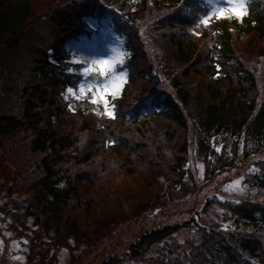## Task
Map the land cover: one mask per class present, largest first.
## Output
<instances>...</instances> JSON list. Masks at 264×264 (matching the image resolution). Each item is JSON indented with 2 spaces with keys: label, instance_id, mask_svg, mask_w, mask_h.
<instances>
[{
  "label": "trees",
  "instance_id": "1",
  "mask_svg": "<svg viewBox=\"0 0 264 264\" xmlns=\"http://www.w3.org/2000/svg\"><path fill=\"white\" fill-rule=\"evenodd\" d=\"M102 1L131 9L127 19L116 20L124 47L132 55L127 62L130 76L126 93L137 79L145 85L142 97L166 89L156 118L171 123L156 136L155 128L135 133L125 128L134 118L122 101L116 103L114 121L96 123L89 115L69 114L52 97L55 88L72 84V80L52 76L44 50H60L56 48L58 31L50 26L59 20L63 28L60 36L71 35L77 31L73 25L76 17L85 10H97ZM102 1H93L90 8L81 5V0H55L56 16L42 26L34 22L43 20L34 10L36 0H0V61L7 71L2 77L8 79L3 94L11 96L10 103L5 99L0 105V145L15 139L17 175L15 202L6 206L15 209V218L22 215L20 227L36 234L30 243L32 255L36 251L30 258L32 264H55L56 253L62 248L86 256L108 238L113 241L120 237L123 226L143 221L145 216L154 219L160 206L187 200L186 196L197 191L187 166L191 151L204 165L206 180L219 170H233L241 144L246 154L251 152L247 158L264 155V0H247L248 14L240 22L232 21L237 36L228 21L211 28L209 40L214 42L208 57L212 66L204 68L205 76L199 69L195 76L191 72L199 67L204 41L173 34L172 20L162 24L163 18L154 15L169 14L180 0H154L157 11L145 0H125L121 5L118 0ZM134 1L140 2L137 12H132ZM147 15L151 17L146 26L149 36L141 39L138 23ZM70 23L72 28L68 27ZM244 37L249 38V45L254 40L257 44L247 55H239L235 43ZM10 60L24 63L16 78L15 64ZM215 64L221 68L220 78H214ZM171 126L180 131H167ZM251 169L249 185L256 199L251 196L223 203L220 214L229 221V227L220 226L218 230L202 218L203 223L195 224L192 219L182 227H172L169 220H164L162 229L135 235L127 246L130 257L125 252L110 257L109 264L122 263L127 257L143 260L155 246L184 231L198 234L196 241L200 242H188V250L179 249L186 250L183 254L170 250L173 264H264V161L254 162ZM115 172L133 180L143 178L146 192L134 187L119 192L113 182ZM205 203L207 211L220 204L213 198ZM168 211L159 212V216ZM229 214L231 218L227 219ZM26 219H33V223L29 225ZM236 253H243L245 261H240Z\"/></svg>",
  "mask_w": 264,
  "mask_h": 264
},
{
  "label": "rangeland",
  "instance_id": "2",
  "mask_svg": "<svg viewBox=\"0 0 264 264\" xmlns=\"http://www.w3.org/2000/svg\"><path fill=\"white\" fill-rule=\"evenodd\" d=\"M204 1L207 5L211 6V10L213 5L209 3V0H202ZM58 2V4H60ZM220 5L223 7H227L226 0H220ZM55 7V0H36V5L34 10L37 11L39 14V18H43V20L38 21L35 20L34 22L41 24L42 26H46L48 20L56 16L53 12V8ZM154 15L156 17L157 13L155 12ZM226 15L228 16L227 19H222V20H227V21H238L240 22L241 20L236 18L234 14L231 12H227ZM149 15L146 17H140L139 19V27L148 25L151 17L148 18ZM36 23V24H37ZM54 26H50V28H53ZM87 31L88 32H95L94 36L92 38H86L84 36H79L74 40H70L67 45H66V51L71 53V56L74 58L73 63L74 64H79L82 65L83 68L87 67L91 60L93 59H99V58H108L109 53H113V49H119L123 50L126 53H128L124 47H123V40L121 39L120 36H118L117 33L114 32L112 25L110 24L109 20H104L100 24V27H98L97 21H90V23L87 25ZM256 38V36H255ZM255 38H250L255 39ZM249 38L244 37L237 41L236 44V50L239 51V55H247V51L251 49L253 46L257 44V41L254 40L252 41V45H249L248 41ZM197 46H199L197 44ZM26 59V56L25 58ZM128 56L125 57V62L127 61ZM75 60H79L83 63H75ZM10 63L13 65L15 64V78H16V73L19 72L20 68L24 65V63L21 65V63L17 60H15V63L13 60H10ZM4 62L0 61V105L2 101L5 99L7 100L8 103L11 101V96L4 95L3 92L6 90V87L8 86L7 81L8 79L2 77L3 74H5L7 71L4 70L3 67ZM125 64V63H124ZM123 65L118 66V71H124L121 70L123 68ZM83 68L78 71L79 75L81 76L82 80L84 82L82 84L88 85V84H96V83H103V77H95V76H85L83 72ZM195 69H192V72H194ZM70 73H74L77 71L70 70ZM199 72L201 75H206L207 71L204 68L199 67ZM81 85V84H80ZM126 83L122 86L121 93L113 99L111 96H109V100L112 103H115L118 99L121 98L123 95V90L125 87ZM16 88V86H15ZM131 91L134 92L136 91V85L134 87H131ZM8 90V89H7ZM95 89H93L94 91ZM9 91V90H8ZM79 91V89H78ZM77 95H72L68 92H66V95L64 94L65 100H70L73 101L71 102L70 109L74 112L76 111L77 107L81 106L82 108H85L83 103H79L83 100L88 102L93 106V109L96 113L102 112L103 111V102L100 101L97 104H92L90 101L92 99V92H88L86 96H79V99H77ZM115 111V110H114ZM106 119H112L108 117L107 115H104ZM167 121L163 118L159 119L156 121V128L157 126L160 127L159 130L156 131L155 136L158 135V133H161L164 131V128H166ZM167 131H174L178 133L180 130L171 126L167 129ZM190 135V133H189ZM165 137V136H164ZM164 142L166 141L165 139L163 140ZM260 160V159H256ZM187 161L190 162L192 170H196L200 179L203 180V170L204 168H201L202 163L195 158L193 155V152L191 151L188 156H187ZM254 163V161H253ZM240 174H243L240 172ZM115 177L113 178V182L116 183V187L119 189V192L121 190H129L131 188H137L139 191L143 190L146 192L147 185L144 183L143 178H140L141 180L138 179H129V178H124L122 176H119L116 172L113 174ZM15 175V139L7 140V141H2L0 145V202L3 200V196H6L5 192H11L9 196V201L8 203H13L15 202V180H16ZM241 177V176H240ZM235 170L229 171L228 173L224 172L223 174L216 176L213 182L210 184H207L205 186H199L201 187L197 192H195L193 195H188L185 197V201L178 202V203H173L169 202L164 206H160L158 211L156 212L157 216H155L154 219H146L144 222H138V223H132L127 226H123L121 230V238L115 239L113 242L106 241L101 245L98 249L92 250L90 253L85 256L82 254L81 251L78 250H73V251H68L66 248H62L61 251L58 253L59 257V262L58 264H100V261L103 258H107L110 254H112L117 246L123 247L124 244L127 242L128 237H131L134 234L139 233L140 231L152 227H160L163 223L164 220H169V224H177L181 223L184 221H187V219L191 216L192 212L199 210L200 208V203L204 201L205 198L212 197L214 196L220 188L226 184L230 185L232 184L233 181L235 180H240L241 184L240 187L243 188V191L239 190H234V191H226L228 193H236V194H243L244 187L242 185V177L240 178ZM230 180V182H228ZM225 186V188H226ZM3 190V191H2ZM99 192L106 194L105 189H100ZM143 194V193H142ZM193 196V197H192ZM223 199H219V202H223ZM2 206V203H0V208ZM216 211L214 210L210 214H203L201 218L205 220L206 225L210 227L217 228L219 226H222L225 228V225L229 227V222L224 221L223 216L220 214L222 207L221 206H215ZM168 209L169 211L167 213H164V216H159V212ZM2 209H0V264H31L29 261L30 258L33 257V255L28 258V253H29V248H27V245L29 242H26V240L21 237L23 234L26 235L28 240H31V235L33 237L36 236V234H31L28 232H20L17 230V234L15 233V224L20 227V221L23 219L22 215L19 214L15 218V209L8 207L6 209V213L4 215L2 214ZM146 218V216H145ZM27 223L31 225L33 223V219H26ZM216 225H215V224ZM21 233V235H19ZM18 235V236H17ZM175 238L171 239V244H172V249L173 251H179L180 253H184L186 250H179L182 248H185L188 250V242L191 243L195 241L196 243H199L200 241L198 238L200 236L193 231H184V232H178L175 234ZM27 243V245H26ZM163 245L158 248L157 251L151 252L148 256L147 259L145 260L146 263L148 261H153L155 259L161 258L164 260L162 254H159L158 252L161 251V249L165 250ZM38 252L41 251V249L37 250ZM36 252L34 253L35 256ZM101 258V259H100ZM183 257H181L182 259ZM184 259V258H183ZM36 260V258H35ZM172 261V259H171ZM166 262V260H165ZM168 264H171L167 260ZM130 264V263H128ZM135 264V263H133ZM137 264H143V262H138Z\"/></svg>",
  "mask_w": 264,
  "mask_h": 264
},
{
  "label": "snow or ice",
  "instance_id": "3",
  "mask_svg": "<svg viewBox=\"0 0 264 264\" xmlns=\"http://www.w3.org/2000/svg\"><path fill=\"white\" fill-rule=\"evenodd\" d=\"M209 3L213 5L212 10L208 12L203 18L200 19V23L207 26L213 17L216 19H227V12H231L234 16L240 20L248 14V5L246 0H226L227 7L220 5V0H209ZM199 36V32H194ZM129 54L123 50L113 49V55L108 58L93 59L87 67L83 68L85 76H95L97 78L103 77V83L96 84H81L79 86V93L81 96H86L88 92H92V104H97L100 101L103 102V111L97 113L98 115L115 119L116 113L114 111L116 105L109 100V96L115 99L120 93L122 86L127 83L128 73L126 71H118V66L125 63V57ZM75 63H83L79 60H75ZM220 66L217 65V68ZM71 70V69H70ZM93 89H95L93 91ZM67 92L76 95V90L68 88ZM79 99V96L77 97ZM114 143V142H113ZM203 165H201V168ZM241 181L235 180L232 184L227 185L225 191L239 190L243 191L240 187ZM224 197H221L223 199ZM227 228V225H225Z\"/></svg>",
  "mask_w": 264,
  "mask_h": 264
},
{
  "label": "bare ground",
  "instance_id": "4",
  "mask_svg": "<svg viewBox=\"0 0 264 264\" xmlns=\"http://www.w3.org/2000/svg\"><path fill=\"white\" fill-rule=\"evenodd\" d=\"M108 55H109V57H111L113 55V53H109Z\"/></svg>",
  "mask_w": 264,
  "mask_h": 264
}]
</instances>
